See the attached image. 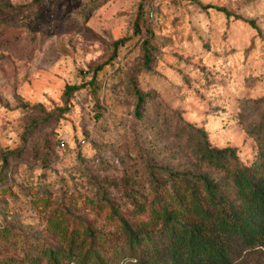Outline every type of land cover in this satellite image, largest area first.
<instances>
[{
    "label": "rangeland",
    "instance_id": "obj_1",
    "mask_svg": "<svg viewBox=\"0 0 264 264\" xmlns=\"http://www.w3.org/2000/svg\"><path fill=\"white\" fill-rule=\"evenodd\" d=\"M198 128L241 163L257 158L264 0H0V264H54L50 249L57 264H80L69 246L86 227L88 264H125L120 216L160 229L153 209L177 206L185 171L225 185L199 157ZM232 264H264V247Z\"/></svg>",
    "mask_w": 264,
    "mask_h": 264
},
{
    "label": "trees",
    "instance_id": "obj_2",
    "mask_svg": "<svg viewBox=\"0 0 264 264\" xmlns=\"http://www.w3.org/2000/svg\"><path fill=\"white\" fill-rule=\"evenodd\" d=\"M249 22L256 26L253 19ZM142 46L143 63L148 66L151 62L148 39L142 41ZM65 88L70 92L79 85L66 84ZM134 89L135 110L140 114L145 95L136 85ZM197 130L202 137L196 149L200 159L224 171L225 185L208 173L185 171L181 177L174 175L181 183L175 180L172 183V198L179 207L163 203L153 209L155 218L161 219L160 229L150 228L147 223L133 226L120 216L130 248L125 264H232L237 250L264 247V135L257 158L245 164L238 160L234 147H215L204 129ZM153 182L158 189L160 182L156 176ZM161 201L162 195L158 194L157 202ZM76 235L74 230L69 252L83 251L78 262L88 264L97 251L94 231L85 228L78 251L74 250L76 245L72 241ZM88 238L89 241H85ZM86 242L89 244L85 248ZM57 255L58 249H50L54 264L58 262ZM91 264L105 263L97 256Z\"/></svg>",
    "mask_w": 264,
    "mask_h": 264
},
{
    "label": "built area",
    "instance_id": "obj_3",
    "mask_svg": "<svg viewBox=\"0 0 264 264\" xmlns=\"http://www.w3.org/2000/svg\"><path fill=\"white\" fill-rule=\"evenodd\" d=\"M151 1V3L152 4H154V3H158V2H160L161 0H150ZM153 10L151 9V10H149V13L151 14V15H153ZM84 141V140H83ZM61 145L63 146L64 145V142L63 141H61Z\"/></svg>",
    "mask_w": 264,
    "mask_h": 264
}]
</instances>
